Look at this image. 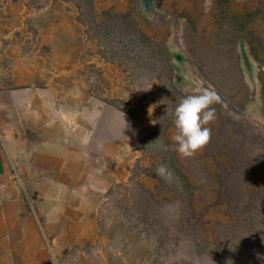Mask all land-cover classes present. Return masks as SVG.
<instances>
[{"label": "rangeland", "instance_id": "1", "mask_svg": "<svg viewBox=\"0 0 264 264\" xmlns=\"http://www.w3.org/2000/svg\"><path fill=\"white\" fill-rule=\"evenodd\" d=\"M204 3L0 0V92L63 93L135 125L52 264H264V0ZM206 87L222 98L211 140L184 158L172 110Z\"/></svg>", "mask_w": 264, "mask_h": 264}, {"label": "crops", "instance_id": "2", "mask_svg": "<svg viewBox=\"0 0 264 264\" xmlns=\"http://www.w3.org/2000/svg\"><path fill=\"white\" fill-rule=\"evenodd\" d=\"M50 98L0 92V264H52L53 249L67 247L80 194L134 137L124 112L85 110L63 93Z\"/></svg>", "mask_w": 264, "mask_h": 264}, {"label": "clouds", "instance_id": "3", "mask_svg": "<svg viewBox=\"0 0 264 264\" xmlns=\"http://www.w3.org/2000/svg\"><path fill=\"white\" fill-rule=\"evenodd\" d=\"M204 9L211 10V0H205ZM219 103H222V98L218 92L208 87L198 89L179 100L172 110L176 129L172 139L176 143L178 155L191 158L208 145L212 136L209 125L216 119L214 105ZM165 170V166L160 165L156 171L162 175Z\"/></svg>", "mask_w": 264, "mask_h": 264}, {"label": "water", "instance_id": "4", "mask_svg": "<svg viewBox=\"0 0 264 264\" xmlns=\"http://www.w3.org/2000/svg\"><path fill=\"white\" fill-rule=\"evenodd\" d=\"M157 0H140L141 12H147L156 4Z\"/></svg>", "mask_w": 264, "mask_h": 264}]
</instances>
